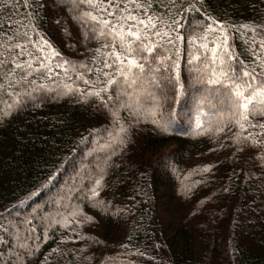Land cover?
<instances>
[{
	"label": "snow or ice",
	"instance_id": "snow-or-ice-1",
	"mask_svg": "<svg viewBox=\"0 0 264 264\" xmlns=\"http://www.w3.org/2000/svg\"><path fill=\"white\" fill-rule=\"evenodd\" d=\"M212 4L213 0H0V125L25 109L67 98L83 109L88 136L81 135L79 142L89 149L48 202L23 214L26 201L39 195L36 189L43 191L53 181L57 164L66 166L67 158L59 153L51 154L55 159L50 168L41 169L49 173L43 181L37 177L22 189L25 199L9 201L11 210L0 204V264H36L40 241L48 235L38 231L43 228L63 231L57 247L40 264H115L97 254L93 246L102 245L98 237L81 234L84 225L95 223L84 209L96 210L102 218L113 210L117 217L131 215L130 208H116L113 200L100 198L113 177L116 187L136 178L129 202L136 196H142V203L152 200L148 173L132 159L134 150L149 121L156 135L173 133L180 116L176 106L190 88L198 93L192 133L221 139V149H234L233 161L246 154V167L233 168L220 191L232 193L242 173L249 191L255 183L254 191L264 196V0H215L209 12ZM248 4L255 12L251 22H234L232 14ZM54 37L76 58L63 55ZM182 61L187 80L182 78ZM75 151L69 148L68 156ZM173 155L156 162L165 175L171 174L168 162ZM190 191L182 189L177 195L187 197ZM212 199L208 196L201 203ZM245 199L255 203L254 197ZM18 207L21 212L13 215ZM234 211V226L243 236L245 228L238 219L243 209ZM115 223L120 225L119 218ZM139 227L136 222L134 228ZM260 228L264 231V223ZM126 240L120 248L127 264L155 260L147 255L148 244L141 248L131 235ZM69 244L73 247H66ZM231 248L232 260H238L235 240ZM200 264L219 262L201 259Z\"/></svg>",
	"mask_w": 264,
	"mask_h": 264
},
{
	"label": "trees",
	"instance_id": "trees-1",
	"mask_svg": "<svg viewBox=\"0 0 264 264\" xmlns=\"http://www.w3.org/2000/svg\"><path fill=\"white\" fill-rule=\"evenodd\" d=\"M258 3L259 0H250V4ZM250 4L232 14L231 19L239 24L251 22L255 12ZM215 7L213 0L209 12ZM53 43L63 55L76 58L72 49L59 44L58 38L54 37ZM235 43L239 44V39ZM181 74L183 79H188L184 61L181 62ZM197 95L194 88L182 95L176 106L180 116L173 124V133L168 136L156 135L152 131L151 122L143 126V136L132 159L137 161L141 170L148 173L151 187L147 191L152 200L142 203V196H136V199L129 202L128 198L134 195L132 188L136 178L116 187L112 183L113 177L108 180V189L101 190L100 198L113 200L116 208H130L131 215L122 213L117 217L113 210L102 218L98 211L84 209L95 217V223L84 225L81 234L95 236L102 241L101 246H93L98 255L114 259L115 264H127L121 254L120 244L126 243L127 236L131 235L133 243L141 248L148 244L147 255L155 257V260L141 259L140 264H161V260L164 264H200L201 259L229 264L232 260L231 245L235 240L238 260H232V264H264V243H261L264 241V231L260 228V224L264 223V204L261 203L264 196L254 191L255 183L252 184L253 190L249 191L242 173L236 179L232 193L220 191V186L227 184L233 168L240 171L246 167V154L240 153L238 162L233 161L231 157L234 149H221V139L212 140L192 133L196 121L194 99ZM168 111L165 107L164 118L168 117ZM82 112L78 104L65 98L58 102L49 101L35 110L25 109L7 124L0 125V204H8L11 210L9 201L16 202L17 197L25 199L26 193L22 189H26L37 177L43 181L49 173L41 169L50 168L55 159L51 154L59 153L61 159L67 158L66 166L57 164L58 171L53 181L43 191L36 189L39 195L26 201L23 214L50 200L89 150L79 142L81 135L88 136ZM73 147L76 151L68 156L67 150ZM132 151L129 150L130 155ZM168 153L174 155L168 162L171 174L165 175L161 169L156 168V162ZM42 160H47L48 164ZM205 167H210V171L205 172ZM22 180L25 182L20 184ZM182 189L191 190L187 197L177 195ZM208 196H213V199L202 204ZM246 196L254 197L255 203L251 199L246 200ZM234 208L243 209L238 217L245 228L243 236L239 234L240 229L234 226ZM48 211L53 209L49 208ZM18 212H21L19 207L13 215ZM142 216L145 217L143 221ZM118 218L121 222L119 226L115 223ZM136 222H140L139 229L134 228ZM38 231L41 234L47 232L48 235L40 241L36 264H40L44 256L57 247L63 230L53 232L43 228ZM153 243L159 247L151 248ZM66 247L71 248L73 245Z\"/></svg>",
	"mask_w": 264,
	"mask_h": 264
},
{
	"label": "rangeland",
	"instance_id": "rangeland-1",
	"mask_svg": "<svg viewBox=\"0 0 264 264\" xmlns=\"http://www.w3.org/2000/svg\"><path fill=\"white\" fill-rule=\"evenodd\" d=\"M149 122H150V121H149ZM137 146H138V145H137ZM137 146H136V148H135V151L137 150ZM168 149H169V148H168ZM168 149H167V150H168ZM170 149H171V148H170ZM167 150H166V151H167Z\"/></svg>",
	"mask_w": 264,
	"mask_h": 264
}]
</instances>
